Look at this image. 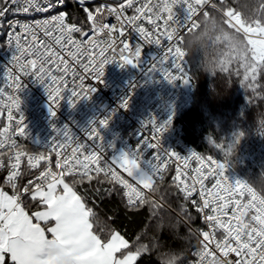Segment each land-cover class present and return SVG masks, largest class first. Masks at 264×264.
<instances>
[{
  "label": "snow or ice",
  "instance_id": "snow-or-ice-1",
  "mask_svg": "<svg viewBox=\"0 0 264 264\" xmlns=\"http://www.w3.org/2000/svg\"><path fill=\"white\" fill-rule=\"evenodd\" d=\"M128 10L133 14L127 15ZM9 13H42L45 18L31 22L9 19L7 22V28L11 29L7 32V44L14 54L8 62L11 67H4L3 75L12 93L7 97L10 103L0 102V111L7 108V119L9 122L15 120V131L10 132L9 125L0 129V137H3L0 149H8L7 153L0 152V172L3 173L0 174V264H56L47 254L50 246H56L63 253L77 254L78 264H110L111 246L105 251L97 247L105 241L96 235L93 208L88 206L85 196L77 194V187L85 181L88 187L94 181L107 182L112 185L107 191L122 196L124 207L130 210L128 214L139 215L138 210L155 206L149 192L159 191L165 174L171 175L174 162L176 169L172 180L183 203L178 205L173 226L179 228L181 222L190 226L195 217L190 209L194 208L203 223V227H197L203 234L202 239L204 236L210 238V230L218 223L225 229H232L238 208L229 212L230 206L238 203L241 193L251 190L241 181L229 185L224 176L225 165L211 155L205 157L190 152L181 157L163 149L160 133L167 130L171 117L165 121L155 118L142 121L138 132L150 125L151 137L138 139L127 152L112 156L107 155L111 143L104 145L98 132L99 128L107 126L112 113L98 118L94 124L90 122L86 130H81V135L67 126L56 129V138L42 151L33 150L13 138L18 135L25 140L23 115L19 112L21 101L17 95L24 78L44 85L52 117L65 95L70 105L89 98L95 91L92 81L102 82L105 65L118 62L120 66H137L145 45H155L159 49L145 64V77L159 74L169 82L187 83L189 78L181 62L183 37L173 27L178 21L173 19L170 4L165 0L159 3L154 0H123L122 3L93 0L90 5L86 0H75L70 8L67 0H2L0 29L5 27L3 20ZM109 17H114L115 22L110 23ZM164 40L168 41L167 45L162 43ZM249 42L264 49V37L255 31L250 30ZM260 79L253 74L246 75L242 81L254 97L259 95L258 88H264ZM135 87L136 82L130 83L129 95ZM4 92L5 89L0 88V97ZM128 103V97H122L119 107L127 108ZM14 109L18 118L13 115ZM242 135H236V142ZM209 143L222 149L220 142L214 143L209 138ZM23 158L27 159V168L22 170ZM192 159L198 166L189 173ZM138 163L144 167H137ZM6 188H10L11 193ZM194 193H198V199ZM146 196L149 197L147 203ZM257 215L264 223V205L259 207ZM158 227L163 230V224ZM108 229L117 242L126 243V247L115 252V257L122 260L129 256L134 251V239L126 238L127 234L118 228L108 226ZM234 239L237 242L232 249L234 262L264 264V229L259 234L253 230L246 239L237 232ZM135 240L139 242L140 236ZM150 255L147 251L137 252L134 264Z\"/></svg>",
  "mask_w": 264,
  "mask_h": 264
},
{
  "label": "trees",
  "instance_id": "trees-1",
  "mask_svg": "<svg viewBox=\"0 0 264 264\" xmlns=\"http://www.w3.org/2000/svg\"><path fill=\"white\" fill-rule=\"evenodd\" d=\"M67 2L70 8L75 4ZM220 8L240 15L242 27L264 32V0H225ZM198 25L183 42L194 91L190 106L178 122L193 149L228 165L264 199V187L255 183L264 173V88H258L259 95L254 97L242 83L246 75L257 74L261 77L259 83L264 84V49L256 50L213 10L200 17ZM193 36H198L199 40L189 46L188 41ZM239 133L243 135L236 142ZM209 138L214 143L220 142L222 149L210 145ZM87 185L85 181L78 186L77 194L85 196L88 206L93 208L94 230L103 241H108L113 234L108 226L126 233V238L134 239L132 254L151 253L141 257L139 264H186L192 257L198 241L182 222L179 228L173 226L178 205L183 200L177 195L169 174H165L159 191L151 192L163 206L155 202L154 207H144L135 216L128 214L130 210L124 207L121 195L107 191L111 184L94 181L90 187ZM6 190L11 193L10 188ZM148 199L145 197L146 203ZM190 211L196 217L190 226L198 227L197 215L193 208ZM160 224L163 230L159 229ZM137 235L139 242L135 240Z\"/></svg>",
  "mask_w": 264,
  "mask_h": 264
},
{
  "label": "built area",
  "instance_id": "built-area-1",
  "mask_svg": "<svg viewBox=\"0 0 264 264\" xmlns=\"http://www.w3.org/2000/svg\"><path fill=\"white\" fill-rule=\"evenodd\" d=\"M69 1L75 3V0ZM224 1L165 0L167 4L171 5L173 19L178 21V24L173 25V27H176L179 36L183 37L180 47L184 52V56L181 57V62L185 74L189 78L186 89H184L185 83L181 80L169 82L159 74H153L151 78L145 77L143 74L145 64L159 51L155 45L144 46L141 62L135 67L132 65L120 66L118 62L105 65L104 75L101 78L102 82L96 83L95 80L92 81L95 88L92 95L87 99H80L74 105L69 104L68 98L65 95L55 109V117L49 114V101L44 85L34 79L24 78L22 82L23 86L17 95L21 101L19 112L23 115L24 138L26 141L18 135L13 138L33 150L42 151L56 138V129H62L67 126L77 133V135H81V130H86L90 126V122L94 124L98 118H103L108 113H112L107 126L98 129L102 143L104 145L111 143L112 147L108 150L107 155L112 156L122 151L127 152L135 146L138 139L151 137L150 125H147L142 132H138L142 121L151 118H155L157 121H165L171 117V123L167 130L160 133L161 147L175 152L181 157L189 155L190 152L198 153L185 140L184 131L178 122L183 112L190 106L194 91V81L188 72L187 52L183 47V42L186 36L198 29V19L206 16L210 10L220 14L227 20L230 26L241 31L238 23L240 15L223 11L220 8V4ZM92 2L93 0H86L87 4L91 5ZM96 2H103V0H96ZM109 2H113V0H109ZM119 2L122 3L123 0H119ZM154 2L159 3V0H154ZM126 14L132 15V10H128ZM44 18L45 16L42 13H33L31 15L9 13L3 20L5 27L0 29V88L5 89V92L0 97V102L10 103L7 97L12 93V89L8 87V82H6L3 75L4 67H11L8 62L14 54L13 49L7 44V32L11 31V29L7 28L8 20L18 19L31 22ZM108 19L110 23L115 22L114 17H109ZM144 23L147 26V22L144 21ZM160 23L163 22L160 21ZM193 24H195V27H193ZM242 33L245 35L249 34L247 31H242ZM40 38L41 40L44 39L42 34ZM77 38H79L78 34ZM162 43L167 45L168 41L164 40ZM173 72H175L174 69ZM133 82L137 83V87L129 95V85ZM126 96L129 100L128 106L127 108H120L121 98ZM13 115L18 118V112L15 109L13 110ZM7 117L8 110L4 108L0 111V129H4L6 125H9V131L14 132L15 120L9 122ZM0 139H3V137H0ZM0 152L7 153V147L0 149ZM202 156L207 157L209 155ZM4 159L7 163L6 156ZM189 165V173L191 169L198 166L194 159L189 161ZM224 165V176L229 185L234 186L236 181H241L251 191L241 193L238 196V203L235 206H230L229 212L232 208H238L236 212L237 219L234 220L232 229H225L218 223L213 230H210V238L209 236H204L202 239L201 236L203 234L197 230V227L193 228L186 225L198 241L197 248L186 264H239L238 261L234 262L232 260V256H235L232 249L237 243L234 239L235 233L238 232L246 239L253 230L259 234L260 230L264 229V223L260 222L257 215L259 207L264 205V199L245 183L239 175L234 173L228 165ZM137 167L143 168L144 165L138 163ZM181 167L183 168L182 161ZM23 168H27L26 158H23L21 161V169L23 170ZM175 169L176 163L174 162L170 168L171 180L172 176L175 175ZM0 174L3 173L0 172ZM93 175L95 174L93 173ZM188 182L190 183V181ZM206 183L208 182L206 181ZM208 186L210 187L211 184L208 183ZM149 196L163 206L162 202L151 192H149ZM194 196L198 199V193H194ZM196 215L198 227H203L198 214Z\"/></svg>",
  "mask_w": 264,
  "mask_h": 264
},
{
  "label": "crops",
  "instance_id": "crops-1",
  "mask_svg": "<svg viewBox=\"0 0 264 264\" xmlns=\"http://www.w3.org/2000/svg\"><path fill=\"white\" fill-rule=\"evenodd\" d=\"M109 246H111V252L109 255L110 264H134L135 254L130 253L129 256L124 257L122 260L120 258L115 257V252L119 251L121 248L126 247V243L123 241L117 242L114 234L110 236L108 241L97 245L100 251H105L106 249L109 248ZM65 254L68 257L69 264H78L77 254H74V253H65Z\"/></svg>",
  "mask_w": 264,
  "mask_h": 264
},
{
  "label": "clouds",
  "instance_id": "clouds-1",
  "mask_svg": "<svg viewBox=\"0 0 264 264\" xmlns=\"http://www.w3.org/2000/svg\"><path fill=\"white\" fill-rule=\"evenodd\" d=\"M198 40H199L198 36H193L188 41V45L191 46L195 44ZM255 183L257 184L258 187H264V173L260 175V177ZM47 254L56 261V264H69L67 255L63 253L62 250H60L56 246H50L47 249Z\"/></svg>",
  "mask_w": 264,
  "mask_h": 264
},
{
  "label": "rangeland",
  "instance_id": "rangeland-1",
  "mask_svg": "<svg viewBox=\"0 0 264 264\" xmlns=\"http://www.w3.org/2000/svg\"><path fill=\"white\" fill-rule=\"evenodd\" d=\"M223 11H224V10H223ZM226 12H229V11H226ZM219 15H220V14H219ZM223 18H224V17H223ZM224 19H225V18H224ZM225 21L227 22L226 19H225ZM238 23H239V28L241 29V31H240V30H237V29H236V30L239 31L243 36H245L246 39L249 40V34H248V35H245L244 33H242V31H244V32L247 31V32H248L249 29H246V28L242 27V25H241V19H240V21H239ZM231 27H232V26H231ZM233 28H234V27H233ZM257 44L259 45L260 42L258 41ZM254 47H255V49L258 50V51H259V50H262L261 47H258V46H254ZM259 48H260V49H259ZM158 204H159V203H158ZM159 205H160V204H159Z\"/></svg>",
  "mask_w": 264,
  "mask_h": 264
},
{
  "label": "water",
  "instance_id": "water-1",
  "mask_svg": "<svg viewBox=\"0 0 264 264\" xmlns=\"http://www.w3.org/2000/svg\"><path fill=\"white\" fill-rule=\"evenodd\" d=\"M250 30L251 31H255V32H257V33H259V35L261 36V37H264V32H261V31H259L258 29H256V28H252V29H249L248 30V33H250ZM187 88V83H185V87H184V89H186Z\"/></svg>",
  "mask_w": 264,
  "mask_h": 264
}]
</instances>
